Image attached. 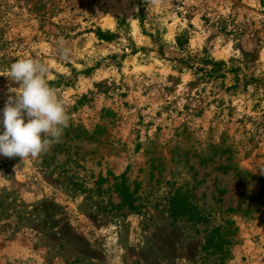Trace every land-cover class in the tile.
<instances>
[{
  "label": "rangeland",
  "instance_id": "rangeland-1",
  "mask_svg": "<svg viewBox=\"0 0 264 264\" xmlns=\"http://www.w3.org/2000/svg\"><path fill=\"white\" fill-rule=\"evenodd\" d=\"M30 57L70 121L0 156V264H264V0H0V110Z\"/></svg>",
  "mask_w": 264,
  "mask_h": 264
},
{
  "label": "clouds",
  "instance_id": "clouds-1",
  "mask_svg": "<svg viewBox=\"0 0 264 264\" xmlns=\"http://www.w3.org/2000/svg\"><path fill=\"white\" fill-rule=\"evenodd\" d=\"M57 44V54L70 58L68 42ZM7 77L19 87L9 89L15 95H9L0 110V156L35 159L60 142L69 126L67 107L51 86L49 67L40 58L16 60Z\"/></svg>",
  "mask_w": 264,
  "mask_h": 264
},
{
  "label": "trees",
  "instance_id": "trees-1",
  "mask_svg": "<svg viewBox=\"0 0 264 264\" xmlns=\"http://www.w3.org/2000/svg\"><path fill=\"white\" fill-rule=\"evenodd\" d=\"M206 62V60H205ZM213 67L209 70L210 75H214L215 73H218L220 71L224 72L225 71V64L224 63H217L213 62ZM117 190L120 192V196L125 202L129 203V206L132 210L136 209L135 203H134V198L129 190V187L126 185V180L122 178L121 183H116Z\"/></svg>",
  "mask_w": 264,
  "mask_h": 264
}]
</instances>
